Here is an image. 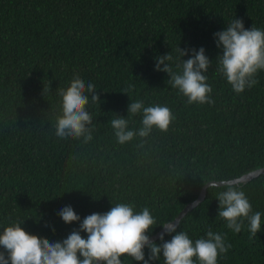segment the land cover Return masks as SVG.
<instances>
[{"label": "trees", "instance_id": "obj_1", "mask_svg": "<svg viewBox=\"0 0 264 264\" xmlns=\"http://www.w3.org/2000/svg\"><path fill=\"white\" fill-rule=\"evenodd\" d=\"M235 18L245 29L264 30V0H0V233L24 220L25 231L62 241L87 215L103 214L117 202L147 206L158 223L172 222L207 182L263 168L264 70L258 84L240 94L215 71L222 49L214 33ZM177 46L189 50L185 60L203 47L213 61L206 75L214 104L188 105L167 83L169 74L155 69L157 57H175ZM75 75L95 84L101 101L87 106V142L55 136L57 89ZM128 84L135 85L130 95L123 92ZM135 100L166 105L175 119L167 132L153 128L121 145L110 121L129 118ZM140 121V114L131 117L129 128L138 130ZM237 186L261 213L255 238L249 239L246 223L233 233L217 216L219 187L207 189L176 231L193 241L209 228L226 234L232 247L218 264H264V174ZM68 205L81 221L62 220L58 213ZM144 252L147 259V246Z\"/></svg>", "mask_w": 264, "mask_h": 264}, {"label": "clouds", "instance_id": "obj_2", "mask_svg": "<svg viewBox=\"0 0 264 264\" xmlns=\"http://www.w3.org/2000/svg\"><path fill=\"white\" fill-rule=\"evenodd\" d=\"M217 48L222 49L215 61V71L222 75L236 94L243 93L258 84V71L264 70V30L254 26L245 29L242 19L235 18L222 31L214 33ZM175 57L171 52L157 57L155 69L169 74L167 83L186 97L188 105L214 104L213 88L206 75L213 61L205 55V49H191L189 59H183L189 50L176 48ZM175 64V68L173 67ZM163 65V67H161ZM134 84L123 90L131 94ZM96 85L85 82L75 75L67 87L57 89L60 98V114L56 117L55 136L60 139H92V115L87 110L89 103H100L95 93ZM49 90L48 86L44 91ZM128 117L117 116L110 121L116 141L124 145L136 136L147 137L153 130L167 132L174 113L166 105L145 106L143 100H135L128 105ZM141 115V127L129 128V119ZM211 188H222L217 193L219 201L218 217L225 221L233 233H240L247 224L249 239L261 230V213L253 212L244 191L233 183L212 184ZM58 215L65 223L81 221L71 205L63 207ZM24 221V220H23ZM23 221L8 224L0 233V264H124L121 257H127L143 264L163 259V264H218V257L226 254L232 245L225 242L226 234L209 228L198 239L190 238L185 231H176L170 221L158 223L149 207L137 210L134 202H117L110 210L93 213L83 218L79 230H73L62 241L50 242L21 227ZM159 225L164 228L159 236L164 241L165 234L175 233L168 241L157 244L148 233ZM81 232L87 233L86 238ZM150 252L145 259V247ZM162 253V256H161Z\"/></svg>", "mask_w": 264, "mask_h": 264}, {"label": "water", "instance_id": "obj_3", "mask_svg": "<svg viewBox=\"0 0 264 264\" xmlns=\"http://www.w3.org/2000/svg\"><path fill=\"white\" fill-rule=\"evenodd\" d=\"M264 174V167L263 168H259L253 171L248 172L247 174L242 175L239 178L236 179H232V180H228V181H209L207 182L201 189V192L198 196L197 199H195L192 202H189L182 210L181 212L178 214V216L172 221V223H174L176 226H178L180 220L189 212L191 211L193 208H195L199 203H201L205 196H206V192L207 189L212 185V184H216L219 185L221 183H233L235 185L238 184H245L249 181H251L253 178L258 177L259 175ZM164 232V228H162L159 232H157L155 235L151 236L150 239L155 241L159 238L160 234Z\"/></svg>", "mask_w": 264, "mask_h": 264}]
</instances>
